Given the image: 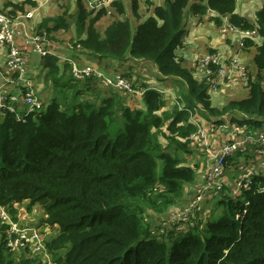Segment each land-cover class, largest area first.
<instances>
[{
	"label": "trees",
	"instance_id": "obj_1",
	"mask_svg": "<svg viewBox=\"0 0 264 264\" xmlns=\"http://www.w3.org/2000/svg\"><path fill=\"white\" fill-rule=\"evenodd\" d=\"M75 2L76 40H70L75 50L105 69L116 62H151L162 77L179 84V97L167 110L165 95L142 84L141 107L122 106V91L116 90L83 100L81 92L94 97L95 84L102 83L93 75L75 80L68 61L59 64L57 55L47 54L42 67L56 96L44 111L31 112L25 120L14 113L0 119V204L12 214L13 202L28 201V207L43 210L47 217L42 222L57 228L46 242L57 264H264L261 173L251 177L239 196L218 198L220 210L205 221L179 229L170 226L161 233L144 219L147 209L162 215L181 204L185 187L195 181L196 168L184 164L179 155L190 152L188 137L197 129L191 117L198 113L222 124L221 116L236 113L240 117L231 122L237 126H264V2L255 12V22H250L235 12L236 0H163L145 19L137 13V0H131L132 15L138 18L133 25L124 16L122 1L112 0L110 6L124 18L113 19L102 32L97 22L107 9ZM26 4L37 3L6 2L5 7H12L9 13L14 14ZM145 4L153 5L151 0ZM210 11L218 14L211 17L216 24L225 18L230 28L255 32L263 39L260 44L243 39L244 45L256 49V71L247 77V95L222 108L212 105L207 79L194 78L176 54L183 46L187 14L203 17ZM69 17L65 8L43 18L36 30L47 35L67 30ZM210 68L214 75L217 66ZM130 72L119 75L131 81ZM159 135L165 136L166 145ZM7 227L0 222V264H39L38 258H17L6 247Z\"/></svg>",
	"mask_w": 264,
	"mask_h": 264
},
{
	"label": "rangeland",
	"instance_id": "obj_2",
	"mask_svg": "<svg viewBox=\"0 0 264 264\" xmlns=\"http://www.w3.org/2000/svg\"><path fill=\"white\" fill-rule=\"evenodd\" d=\"M10 1V2H16L17 4L23 2L24 0H0V10L5 11L7 8L5 7V2ZM37 4L35 7H31V5L26 4L24 5V10L21 12L25 11H31L33 13V16L31 19H28L29 22L27 23L29 27V31H31L33 34H45V49L50 53L53 49L56 52L62 53L63 56L66 59H71V60H79L81 59L82 62L86 60V57L84 56V53H80L75 48L73 47L72 43L70 40L75 41L76 40V32H75V13L77 11V4L75 0H34ZM97 0H83L85 2V6L88 8L90 7V4L96 3ZM106 0H99V6L106 8L107 9V14H105L98 22H97V27L98 29L102 32L104 28L110 23V21L115 18V17H120L124 18V16L130 18L132 21L133 25L137 24V19L134 18L132 15L131 11V0H121L124 2V7H127L125 15H118L116 11L108 4L105 2ZM163 0H157V3L159 4ZM191 2H205L206 0H190ZM139 9L137 13L141 16V19H145L148 15H151L153 6L157 5V3H153V5L147 6L145 3H142L141 1H137ZM264 0H236V12L238 14H242L243 16H247L248 19H250V22L255 21V12L257 8H259L263 4ZM38 7V8H37ZM68 9V13L70 14V17L68 18L69 22V29L67 30H58L56 32H53L50 35H47L45 31L42 29L40 33H38V30L36 32L35 28L39 24V22L45 18V17H53L58 14H60L63 10ZM11 9V8H10ZM17 11V10H15ZM37 11V12H36ZM20 12V11H18ZM36 12V14H35ZM35 14V15H34ZM241 15V16H242ZM188 16V17H187ZM186 16V21L185 24L187 23V40L188 38L190 39L191 44H195V46H199L201 51L197 50L194 51L195 54H197L192 62L189 61L188 64H185L184 57L189 56L185 53L179 52L177 50V56L178 58H182L184 61L185 66H187L189 69H191L194 78L200 79L202 76V73L205 71L201 70V60L203 58L207 57H213L218 61L217 69H221L223 71L228 70L230 72V79L229 77H226L222 80V83L220 85H216L215 87V93H211V102L212 98L217 97L221 98L219 101H213L212 105L216 106L218 108H222L224 105H226L230 100L233 99H240L243 98L247 95V77L248 75L254 76L255 72L248 62V57H252L253 53L256 52V49L254 46H246L244 45L243 42V35L241 34L240 30H234L231 29L225 18H222V24L218 25L212 20V16L210 14L203 16V17H198L197 21H194V18L189 17L192 16L190 14ZM33 18L35 21H33ZM52 25V24H50ZM210 31L213 30L215 33V37L217 40H219L221 43L218 45H212L210 41L206 40L205 37V31ZM246 37V35L244 34ZM24 38V37H23ZM22 38V39H23ZM211 38V36H210ZM254 39H251L254 41L256 44H260L263 39L262 38H257V36H253ZM215 39V38H214ZM260 41V43H258ZM189 42V41H188ZM213 42V41H212ZM216 44V43H214ZM223 44L225 45L224 48ZM186 49L187 51H193V47H190L188 43H186ZM78 48V47H77ZM243 53V55H241ZM194 54V55H195ZM255 54V53H254ZM57 55V54H56ZM184 56V57H183ZM89 60H91L89 58ZM59 62H64L59 60ZM96 61L90 63L92 64V67L96 69ZM99 66V65H98ZM121 68L115 70V72H110L111 74H121L122 76L125 71H131L128 70L127 67H125L124 64L120 65ZM142 73L141 74H147L151 77L154 76V69L150 65L144 64L142 67ZM32 67H35L34 64H30L29 68L32 69ZM39 68L29 72L30 77L32 80H35V83L38 85V91L39 94H41V99L43 101L44 107L46 108L48 103L51 102L53 97L56 96V88L51 87V83L47 82L44 79V67H42V61L38 66ZM44 68V69H43ZM113 66L111 67V69ZM110 69V68H109ZM108 69V71H109ZM110 69V70H111ZM97 70V69H96ZM98 71V70H97ZM113 71V70H111ZM256 71V70H255ZM132 72V71H131ZM264 75V72H263ZM145 80H148V82L151 83V79L148 76H144ZM264 77V76H263ZM154 78V77H153ZM167 80V79H166ZM134 85L141 86L143 83L139 78L132 79ZM141 81V82H139ZM264 81V80H263ZM172 78H169L165 85L166 88L168 89L165 91V100H166V106L165 109L170 110L174 103L177 100V97H179V90L180 86L178 83H174ZM144 85V84H143ZM92 86V85H91ZM264 86V82H263ZM80 87V85H78ZM67 90V89H66ZM90 90H93L91 88ZM181 91V90H180ZM120 98L121 99V105L122 106H128L131 108H136V107H141L142 103V94H127L125 92H119ZM81 98L83 100L86 99H92L93 95L87 94L86 92L83 93L81 92ZM56 98H60L59 100L62 99L61 97L57 94ZM199 117H202L200 114H196ZM240 117L239 115H236V113H229L225 116H221V120H223V124H231V118H236ZM214 118V117H212ZM204 119L207 120V118L204 117ZM215 121H208L211 124L218 125L217 123L218 119H214ZM205 121V120H204ZM217 129V128H216ZM258 130L259 132H264V126L262 128H257V129H246L245 133L243 136L239 135V139H243L247 137L248 135L255 136L253 135V131ZM215 133V130L212 132V134ZM221 133V132H219ZM226 135V134H225ZM225 135L219 136L216 139V142L220 141L221 138H224ZM216 137H212V140L215 139ZM159 140L161 144L164 146L167 143V140L165 136L159 135ZM251 142H245V147L237 151L235 154H233L232 157H228L225 162V167H224V179L222 180L223 182V188L227 189L230 191V189H233L236 186V182L240 179V176L242 172L248 168H255L259 169L261 168V161H262V154L259 153L261 149H264L263 146L259 145L258 143H255V139L252 137ZM190 152L189 153H183L180 152L179 155L184 161V164L194 166L196 168V176L202 175L203 176V170H205L203 167L205 166V163L207 162V151L202 150L195 145L191 144L189 145ZM199 167H201L199 169ZM200 170V172H197ZM200 179H196L195 181H199ZM230 188V189H229ZM186 194V192H185ZM186 196V195H185ZM221 197V193L213 195L211 198H207L206 200V207L203 208L204 212L198 213L195 218L192 220H200L204 219V221L208 218H211L213 216V213L218 212L220 208L217 206L216 203L218 198ZM237 197V196H236ZM0 206L4 209H0V212H4L8 216V218L12 222H17L21 221L24 225H29L32 226L33 228H36L40 231V233L43 234V238L45 242L47 240L53 238V236L57 232L56 227H51L49 231H44L45 224L42 222L43 220L41 219L42 217L40 216V213L35 214L32 210V207H28V201H23V202H13L12 208L15 210V213L12 214V212L7 209V207L3 206L0 204ZM37 206V205H36ZM34 206V207H36ZM41 209V208H40ZM164 215V214H162ZM14 216V217H13ZM160 216L161 214H158L157 212L153 210H145L144 211V219L145 221L149 222L152 225V228L155 227L156 229L163 228L164 230H167L169 228L168 224H164L162 221H160ZM33 218V221H30ZM203 221V222H204ZM38 224V225H37ZM187 225V224H186ZM39 259V256H36ZM51 258L53 263L52 264H57L55 262V256L54 253H51ZM39 264H44L41 261L38 262Z\"/></svg>",
	"mask_w": 264,
	"mask_h": 264
},
{
	"label": "built area",
	"instance_id": "obj_3",
	"mask_svg": "<svg viewBox=\"0 0 264 264\" xmlns=\"http://www.w3.org/2000/svg\"><path fill=\"white\" fill-rule=\"evenodd\" d=\"M112 0H106L105 2L110 4ZM138 1V0H137ZM145 3L147 0H139ZM89 8H102L99 6V0L94 4H90ZM8 8L6 11L0 10V51L6 48L5 53V65L11 72V79L13 84L0 85V119L5 117L8 113H14L17 119L25 120L26 116L31 112H41L46 108L39 94V89L34 90L35 80L29 75L32 71L29 65L33 62L42 61V58L47 54H57L58 61H68L71 64V70L75 80L83 81L91 75L97 81H100L105 86H109L116 91H122L127 94H143L145 88L138 85H134L133 81L122 77L119 74L109 75L97 71L92 64H82L79 61L66 59L62 53L54 52L49 53L45 49V34H33L29 31L27 23L28 19H31L33 13L31 11L15 12L10 14ZM208 14L218 16L214 11H210ZM20 18L26 19V23H21ZM21 24V27H20ZM233 29V28H231ZM237 30L238 29H235ZM244 38L254 39L253 36H257L255 32L241 31ZM246 35V37L244 36ZM23 36V39H20ZM259 37L257 36L256 39ZM243 43V42H242ZM26 45L29 46V50H26ZM62 63V62H61ZM40 64V63H39ZM218 65V61L213 57L203 58L201 60V70L205 71L198 80L207 79L209 86V94L215 93L216 85H220L222 80L226 77L230 79V72L228 70L223 71L217 69L216 73L212 75L210 66ZM44 69V68H43ZM44 69V79H45ZM212 76V77H211ZM14 77V79H12ZM48 82V81H47ZM37 85V84H36ZM205 120V121H204ZM191 121L197 126V129L192 133L188 139L191 144L196 147L206 150L211 163L203 171L202 182L194 181L185 187L186 196L179 205L171 206L164 215L160 216V221L164 224L170 225V228H182L186 224H193L195 216L204 212L203 208L206 207L207 198H211L215 194L221 193L222 195H229L232 197L239 196L242 188L248 187L251 177L258 173L264 175V149H261L259 153L262 154L261 168H248L244 170L240 176V179L236 182V186L228 191L223 188L224 179V167L228 157H232L237 151L245 147V142H251L252 137L255 139V143L264 147V132L258 130L253 131V135H248L243 139H239V135L243 136L247 127L237 126L234 123L231 124H211L206 119L194 115L191 117ZM217 128V129H216ZM215 130V133L212 132ZM221 132V133H219ZM226 134V135H225ZM225 135L220 141L216 142L219 136ZM216 137L212 140V137ZM253 143V142H251ZM197 172H200L198 170ZM19 203V202H18ZM36 206V205H35ZM2 207L0 206V209ZM3 209V208H2ZM4 210V209H3ZM35 214L40 213L41 219H45L47 215L37 205L32 207ZM239 214L236 215V219ZM0 222L8 225L6 230L5 243L6 247L16 255L20 257L21 254L26 256L36 257L39 256V260L44 264H52L51 252L46 246V242L43 238V234L36 228L29 225H24L19 220L12 222L4 212H0ZM44 231H49L51 226L44 223ZM47 228V229H45ZM162 233L163 228H159ZM37 258V257H36Z\"/></svg>",
	"mask_w": 264,
	"mask_h": 264
},
{
	"label": "crops",
	"instance_id": "obj_4",
	"mask_svg": "<svg viewBox=\"0 0 264 264\" xmlns=\"http://www.w3.org/2000/svg\"><path fill=\"white\" fill-rule=\"evenodd\" d=\"M125 1V0H124ZM7 2H10V1H7ZM151 2L152 3H157V0H151ZM6 3V2H5ZM12 3H16V2H12ZM123 3V5H124V2H122ZM163 4V1H161L159 4L157 3V5H162ZM110 5V4H109ZM139 5V4H138ZM154 6H156V5H154ZM8 8H11L12 9V7H8ZM7 8V9H8ZM38 8V7H37ZM124 8H126V10H127V7L125 6ZM6 9V10H7ZM258 9V8H257ZM37 12V11H36ZM36 12H35V14H36ZM235 12H236V9H235ZM188 13V12H187ZM236 13H238V12H236ZM34 14V15H35ZM152 14V13H151ZM187 15H189L190 16V14L188 13ZM192 16H190L189 17V20H190V18H194L193 20L194 21H197L198 20V17L199 16H197V15H193V14H191ZM242 15V14H241ZM149 16V15H148ZM243 16V15H242ZM254 16H255V14H254ZM188 17V16H187ZM245 18H247V16H244ZM115 18H119V19H122V18H120V17H115ZM115 18H113V19H115ZM112 19V20H113ZM248 19V18H247ZM111 20V21H112ZM248 20H250V19H248ZM33 21H35L36 22V20H34V18H33ZM20 22L21 23H26V19H24V18H20ZM253 22H255V21H253ZM20 27H21V24H20ZM186 27H187V23L185 24V30H186V34H187V29H186ZM205 32H207V33H205V37H206V40H208V41H210V43H212V45H218L219 43H221L219 40H217L216 39V37H215V33H214V31L213 30H210V31H205ZM185 34V37H184V40H183V46L182 47H180V48H178V50H179V52H180V54L182 53H185V54H187V55H189V56H186V58L184 57V60H185V64H188V62L189 61H191L192 60V62H193V60H194V58H195V56L197 55V54H195V52L194 51H197V50H199V51H201V49L199 48V46H195V44L193 43V44H191V42H190V39L188 38V40H187V35ZM210 36H211V38H210ZM23 38V36H20V39H22ZM215 38V39H214ZM189 41V42H188ZM213 41V42H212ZM186 43H188L189 45H190V47H193L194 49H193V51H187V49H186ZM214 43H216V44H214ZM258 43H260V41H258ZM225 47V45L223 44V47L222 48H224ZM26 50H29V46L28 45H26ZM255 48V47H254ZM55 50H57V48L56 49H53V51L54 52H56ZM5 53H6V48H4L3 50H1L0 51V84L1 83H3L5 80H6V82L5 83H3V84H13V83H15V82H13V80H10L11 79V72L9 71V69L6 67V65H5V58H6V56H5ZM255 53V52H254ZM254 53H253V55H252V57H248V62L250 63V65L252 66V68H253V70L255 69V66H254V64H253V57H254ZM181 54V55H182ZM195 54V55H194ZM241 55H243V53H241ZM41 59H39L38 61H36V62H33L32 64H34V66L35 67H32V69H34V70H36V69H38L39 67V63H41V61H40ZM90 61H92V62H94L93 60H85L84 62H90ZM96 63V62H95ZM59 64H61V62H59ZM84 64H86V63H84ZM93 64V63H92ZM122 64H124L125 65V67H127L128 68V70H131L132 72H130V79H135L136 77L137 78H139V80H141L142 81V83L144 84V85H149V86H153V88H156V89H159L165 96H166V94H165V91H167L168 89L166 88V86L167 85H165V83H166V81L169 79V78H164V77H162L159 73H158V71H157V69H156V67L151 63V62H148V61H143V60H131V61H127V62H124V63H122ZM122 64H118V62H116L115 63V65H112L113 66V68L111 69V67H109L111 70H113V71H111L109 68H102V65H97V63L95 64L97 67H96V69L98 70V71H100V72H102V73H110V72H115V70H117V69H119V68H121V66L120 65H122ZM144 64H146L147 66L148 65H150L153 69H154V71H155V73H154V78L153 77H151V76H149V75H147V74H141L142 73V68H145L146 70H147V68L144 66V67H142ZM94 65V64H93ZM103 65H107L106 63H104ZM187 67V66H186ZM108 69H109V71H108ZM256 70V69H255ZM255 70H254V72H255ZM144 76H148L150 79H151V83L150 82H148V80H145L144 78H146V77H144ZM12 79H14V77L12 78ZM167 79V80H166ZM141 81H139V82H141ZM174 81V80H173ZM174 83H177V82H174ZM2 85V84H1ZM0 85V86H1ZM95 87H96V95L93 97L94 98V100H97V95H102L103 97H106V96H108L109 94H110V92H112V91H114V89L113 88H111V87H109V86H105L104 84H95ZM38 88V85H34V90L36 91V89ZM97 92H99L98 94H97ZM41 95V94H40ZM102 99V98H101ZM100 99V100H101ZM221 98H217V97H214V98H212V103H213V101H214V103H215V101H219ZM222 100V99H221ZM211 163V159H210V157H209V155H208V153H207V162L205 163V166L203 167L204 169L205 168H207L208 167V165ZM201 167H199V169H200ZM200 179L199 181H197V182H202V180H203V177H202V175H199V176H196V178H195V180L196 179ZM30 219H32V220H30V221H33L34 219L33 218H30ZM38 225V224H37ZM45 229H47V228H45Z\"/></svg>",
	"mask_w": 264,
	"mask_h": 264
},
{
	"label": "flooded vegetation",
	"instance_id": "obj_5",
	"mask_svg": "<svg viewBox=\"0 0 264 264\" xmlns=\"http://www.w3.org/2000/svg\"><path fill=\"white\" fill-rule=\"evenodd\" d=\"M95 9H96V8H95ZM1 11H2V10H1ZM5 11H6V10H5ZM10 11H11V10H10ZM10 11H9V12H10ZM15 12H17V11H15ZM35 30H36V28H35ZM36 32H37V30H36Z\"/></svg>",
	"mask_w": 264,
	"mask_h": 264
}]
</instances>
